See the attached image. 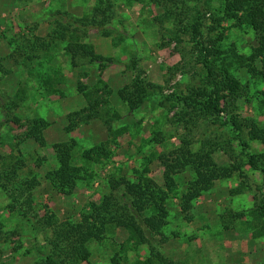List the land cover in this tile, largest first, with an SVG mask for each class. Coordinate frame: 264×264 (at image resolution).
<instances>
[{
	"label": "rangeland",
	"instance_id": "1",
	"mask_svg": "<svg viewBox=\"0 0 264 264\" xmlns=\"http://www.w3.org/2000/svg\"><path fill=\"white\" fill-rule=\"evenodd\" d=\"M222 2L0 0V171L19 168L7 190L0 186V264H40L49 253L45 238L52 237L43 228L46 213L57 223H78L105 196L121 213L131 200L122 180L135 183L147 169L146 177L162 187L164 163L181 153L190 161L209 154L232 172L213 180L187 214L170 197L163 236L149 235V244L141 245L121 224H109L100 240L89 242L88 262L75 264H111L113 257L120 264H146L148 258L150 264L264 263V226L253 215L264 199V175L245 164L241 142L254 155L264 154V143L246 129L239 140L221 125L232 117L264 129V82L233 67L246 94L234 103L226 98L218 118L176 100L193 95L206 73L184 29L197 10L207 33ZM93 18L104 21L107 36L72 22ZM59 21L70 29L64 39H51ZM234 22L220 20L227 29L221 49L247 56L257 47L256 36ZM137 75L157 88L130 109L118 92ZM55 144L71 146L70 165L80 170L70 192L50 185L60 170ZM183 163L173 176L179 195L197 179L195 166ZM32 179L37 185L20 192ZM13 193L30 221L19 216Z\"/></svg>",
	"mask_w": 264,
	"mask_h": 264
},
{
	"label": "trees",
	"instance_id": "2",
	"mask_svg": "<svg viewBox=\"0 0 264 264\" xmlns=\"http://www.w3.org/2000/svg\"><path fill=\"white\" fill-rule=\"evenodd\" d=\"M99 3L102 4L103 1ZM217 14L221 17L214 15L213 24L207 28V33L202 29L204 26L202 21L203 15L201 16L197 10L184 29L185 33H189L192 40L197 44L199 56L202 57L200 58L202 67L206 73L203 77V85L191 90L193 95L176 99L181 103L183 102L186 108H190L194 113L199 110L204 117L212 116L216 118L225 111L226 106H222V102L226 98H229L234 103L246 94L242 90L239 81L234 77L233 67H244L247 73L264 82V0H223L217 9ZM222 18H225V20L234 19V27H245L254 32L257 39V47L249 55L242 56L238 55L234 50L229 51L228 49V51H223L221 49L223 39H225L223 31L227 30L220 25ZM72 22H74L73 24L78 22L84 28L89 27L99 30L104 36L109 34L102 28L104 21H97L95 18L87 22H84L82 19ZM55 24L59 31L53 30L50 35L51 39H64V33L70 29L71 24H63L60 21ZM213 33L216 34L213 39L208 38ZM204 36H207V38H204ZM256 61L261 63L260 69L257 67ZM156 88L152 83L144 82L140 78V75H137L130 86L120 89L118 96L122 101L127 103L130 109H135L142 105L146 98L151 95V91H154ZM223 91L227 92V95H224ZM262 94L264 96V91H262ZM173 97L171 95V98ZM255 124V121L243 122L240 119L232 117L221 123L222 126L228 127L232 131L234 130L236 138L239 140V137L243 134V130L246 129L249 130L248 133L252 140L258 139L264 143V129ZM32 131L33 135L36 136L38 134L35 130ZM241 147L244 151L245 164L249 165L253 170H261L264 175V169L259 168L260 165L264 164V154L254 155L247 153L245 151L247 145L244 142H241ZM54 149V153L58 156L60 170L50 178V185L54 189L65 186L68 188V192H70L74 187V181L79 179L80 170L70 165V145L55 144ZM208 155L206 154L203 158L200 157L196 161H190L184 156V153H181L175 156L172 163H164V186L162 187L152 179L146 177L147 169H145L142 176L140 175L138 181L135 183L122 180V184L126 188V195L131 196V200L128 201L127 207L121 213H117L118 211L111 205L109 196H105L99 205H93L94 214L82 217L78 223H57L53 215L46 213L42 217L43 228L50 229L52 237L45 238V242L49 247V253L40 264L88 262L90 254L87 246L89 242L100 240L103 237L105 227L113 223L121 224L129 232L131 238L139 241L141 245L149 244L147 240L149 235L163 236L162 230L167 225L169 215L165 204L170 197L177 198L181 213L187 214L192 210V202L200 196L213 180L231 174L232 169L219 167ZM183 162L191 163L195 166L197 179L190 182L188 187H186V191L181 192L179 195L173 176L184 169ZM18 169L14 165L7 171H0V186L2 188L7 190L9 184L14 182ZM2 178L5 179L6 184L2 183ZM36 185V180L32 179L30 183L21 184L19 190L20 192L23 190L30 192ZM12 189H9V191H13ZM11 200L13 205H19V216L27 218L30 221V216H28V211L24 205L25 203H22L18 197H15L14 193L11 195ZM259 202H261V205L257 206L253 215L255 219L261 220L264 226V199H260ZM13 205L10 208H15ZM32 216L36 218V215ZM185 218L188 219L187 216ZM152 250L153 247H151ZM153 257L157 258L158 253L155 252ZM150 262L151 260L148 258L146 264H150ZM111 264H120V262L116 257H113L111 258Z\"/></svg>",
	"mask_w": 264,
	"mask_h": 264
}]
</instances>
